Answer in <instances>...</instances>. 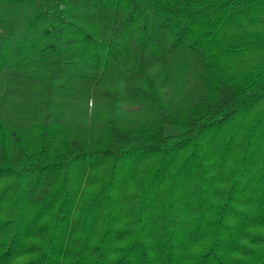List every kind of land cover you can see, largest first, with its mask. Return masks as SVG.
Here are the masks:
<instances>
[{"label":"trees","instance_id":"16d2710c","mask_svg":"<svg viewBox=\"0 0 264 264\" xmlns=\"http://www.w3.org/2000/svg\"><path fill=\"white\" fill-rule=\"evenodd\" d=\"M0 264H264V0H0Z\"/></svg>","mask_w":264,"mask_h":264},{"label":"rangeland","instance_id":"374dc122","mask_svg":"<svg viewBox=\"0 0 264 264\" xmlns=\"http://www.w3.org/2000/svg\"><path fill=\"white\" fill-rule=\"evenodd\" d=\"M105 100H102V101H98L96 104H94L92 101H89V106L90 109L92 108V111H96L97 113H95L96 115H100L102 114L103 110H104V105H105ZM142 106H140L139 104L137 105H134V104H131V103H126V104H123L122 107H121V110H122V113L124 114H127V116H134L136 115L138 117V109H141ZM142 113V112H141ZM139 113V115L141 114ZM144 113V111H143ZM124 114V115H125ZM126 116V115H125ZM146 163H143V166L146 167ZM140 180V176L138 175L133 181L131 180L130 181V185L133 184L132 187H135Z\"/></svg>","mask_w":264,"mask_h":264}]
</instances>
